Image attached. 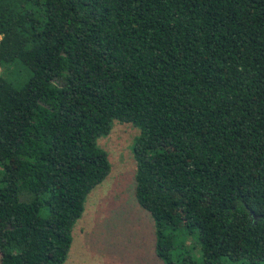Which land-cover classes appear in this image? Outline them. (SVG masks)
I'll return each mask as SVG.
<instances>
[{"label":"trees","instance_id":"1","mask_svg":"<svg viewBox=\"0 0 264 264\" xmlns=\"http://www.w3.org/2000/svg\"><path fill=\"white\" fill-rule=\"evenodd\" d=\"M115 120L165 264H264V0H0V264L64 263Z\"/></svg>","mask_w":264,"mask_h":264},{"label":"rangeland","instance_id":"2","mask_svg":"<svg viewBox=\"0 0 264 264\" xmlns=\"http://www.w3.org/2000/svg\"><path fill=\"white\" fill-rule=\"evenodd\" d=\"M139 135L133 123L115 120L110 132L97 138L98 147L107 153L110 172L87 195L63 264H165L155 253L153 218L135 196L133 145ZM188 249L199 256L195 247Z\"/></svg>","mask_w":264,"mask_h":264}]
</instances>
